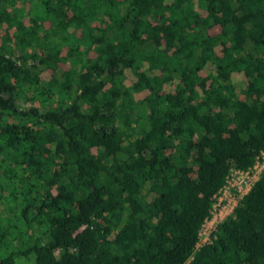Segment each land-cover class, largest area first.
<instances>
[{"label": "trees", "instance_id": "obj_1", "mask_svg": "<svg viewBox=\"0 0 264 264\" xmlns=\"http://www.w3.org/2000/svg\"><path fill=\"white\" fill-rule=\"evenodd\" d=\"M2 1L0 264H264V0Z\"/></svg>", "mask_w": 264, "mask_h": 264}, {"label": "built area", "instance_id": "obj_2", "mask_svg": "<svg viewBox=\"0 0 264 264\" xmlns=\"http://www.w3.org/2000/svg\"><path fill=\"white\" fill-rule=\"evenodd\" d=\"M263 173H264V155L263 158L259 160L258 163L253 168L247 170L240 169L232 172L228 177L227 184L223 187V189L220 191L217 197V202L215 204V210H214L215 218L217 215L216 214V210L218 209L217 206L222 207L221 213L223 212V210H228V209L230 210V212L226 215V217L229 214H231L234 208L239 204L240 200L251 190L255 182L261 177ZM218 224L215 225V227H213L212 231L210 232L209 239L203 238L204 235V231H203L204 228H203V230L201 231L200 244L211 241V234L216 229Z\"/></svg>", "mask_w": 264, "mask_h": 264}, {"label": "rangeland", "instance_id": "obj_3", "mask_svg": "<svg viewBox=\"0 0 264 264\" xmlns=\"http://www.w3.org/2000/svg\"><path fill=\"white\" fill-rule=\"evenodd\" d=\"M4 4L7 5V6H10V4L8 2H6V1L0 2V6H4ZM26 10H28V9H26ZM2 27H3V25L0 23V29ZM17 50H19V46H17V45H9V48H7V52L9 54H11V53H13V52H15ZM18 101H19V104H21V105L24 104V105L29 106V107L32 105V103L25 102L21 98H19ZM217 207H218V209L216 210V214H217L216 218H215V215H214V217L206 223V225L204 227V230H203L204 231L203 238L209 239L210 232L212 231L213 227H215V225H217L221 220H223L226 217V215L230 212V210L228 209V210H223V212L221 213L222 207L221 206H217Z\"/></svg>", "mask_w": 264, "mask_h": 264}]
</instances>
